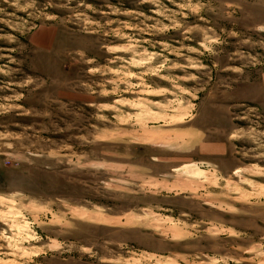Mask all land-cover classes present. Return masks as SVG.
I'll use <instances>...</instances> for the list:
<instances>
[{"label":"rangeland","instance_id":"obj_1","mask_svg":"<svg viewBox=\"0 0 264 264\" xmlns=\"http://www.w3.org/2000/svg\"><path fill=\"white\" fill-rule=\"evenodd\" d=\"M250 205L264 0H0V264H264Z\"/></svg>","mask_w":264,"mask_h":264},{"label":"crops","instance_id":"obj_2","mask_svg":"<svg viewBox=\"0 0 264 264\" xmlns=\"http://www.w3.org/2000/svg\"><path fill=\"white\" fill-rule=\"evenodd\" d=\"M224 160V159H223ZM225 167L227 168V170H222L223 171V177L225 178L226 175H228L230 173V171L234 170H238V168L235 167V165L233 164V160L231 158H227V162L224 164ZM236 168V169H235ZM200 172L202 170H204V168L199 167L197 168ZM257 207V206H256ZM255 206L250 205V213H253L250 215L249 221L255 222L256 224L258 223V221H264V207L259 211Z\"/></svg>","mask_w":264,"mask_h":264}]
</instances>
